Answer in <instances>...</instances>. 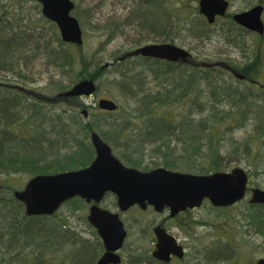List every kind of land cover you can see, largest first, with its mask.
Wrapping results in <instances>:
<instances>
[{
    "label": "trees",
    "instance_id": "trees-1",
    "mask_svg": "<svg viewBox=\"0 0 264 264\" xmlns=\"http://www.w3.org/2000/svg\"><path fill=\"white\" fill-rule=\"evenodd\" d=\"M8 1H0V117L10 121L9 126L0 128V175L11 176L19 169L33 176L84 168L95 158L91 142L93 131L99 132L114 152L121 150L118 153L120 157L115 154L124 164L140 170H149L143 167L142 156L151 146V150L158 156L156 158L163 159V166L167 168L183 167L201 174L227 169L220 161L225 157L224 145L219 139L222 135L213 131L217 124L226 119L233 126L244 121L254 125V134L239 143L235 141L238 144L234 146L235 153L242 149V154L249 155L258 149L249 139L254 135L261 136L264 132V99L253 91L252 86L258 84L264 88V83L258 82L264 71L261 44L255 53H251L250 46L240 45L250 55L248 63L243 67L222 61L247 76L250 84L243 88L227 81L221 73L212 69L200 70L159 59L129 57L126 52L114 56L109 66H97L91 70L93 57L84 54L86 22L81 13H76L84 32V43L79 46L64 42L56 24L50 21L53 28L48 38L44 30L47 22L40 12L36 24L23 22L26 0ZM184 3L185 0H133L126 5L131 6L127 22L139 21L141 27L144 25L149 34L162 37L163 42H176L181 32L200 39L211 35L212 25L202 15L190 16L185 22L188 18L178 12ZM219 19L223 22L222 35L225 38L234 37L228 41L252 35L233 20L232 13ZM181 23L182 27L176 26H181ZM119 27L116 22L115 25L106 22L97 26L103 35H107V39L114 38ZM140 44L142 40L136 42L137 46ZM37 54L38 57L46 54L49 63L56 67L61 76L65 78V73L71 72L74 73L73 78L68 83H62L52 77L48 83L51 93L28 87L26 82L33 79L29 65L38 58ZM134 59L137 62H132ZM75 68H79V72L75 73ZM107 68L113 74L112 82L121 88L126 99L135 101L132 109L123 110L120 105L118 111L108 112L95 107L86 120L79 110L86 104L77 97L66 98V101L75 102L76 106H70L71 112L66 119L57 115V123L54 122L50 137L46 138L43 131L28 139L20 133L18 128L22 127V123H28L24 121L34 120L40 115V106L46 100L55 99L81 79L94 77L98 81ZM10 75L14 81L3 82L2 78ZM181 101L190 103L189 114L181 120L175 122L160 113L159 110L165 106H174ZM121 111L126 114H121ZM177 142L181 143L182 148ZM7 188L14 190L9 185ZM70 201L84 204L79 197ZM250 206L254 213L251 211L249 220L251 224L259 222L258 231L262 233L264 212L256 214V211L264 206ZM55 217L56 214L28 216L24 204L13 194L8 199L0 197V264L23 263L22 258L15 261V256H12L14 252L21 253L23 249L30 250L33 264H96L104 251L96 230L93 232L97 241L90 243L85 238L74 237L75 232L68 230L65 223H50ZM86 224L92 228L88 221ZM62 244L67 248L58 247ZM228 248L230 246L225 244L208 249L202 258L209 264L219 262L224 259L221 256L229 254ZM63 250L65 253H62ZM149 252V249L141 248L137 254L130 253L126 264H164L155 260Z\"/></svg>",
    "mask_w": 264,
    "mask_h": 264
},
{
    "label": "rangeland",
    "instance_id": "rangeland-1",
    "mask_svg": "<svg viewBox=\"0 0 264 264\" xmlns=\"http://www.w3.org/2000/svg\"><path fill=\"white\" fill-rule=\"evenodd\" d=\"M0 1H5V3L9 2L8 0ZM26 1L27 2L24 6L25 10L22 16L24 18L23 22L31 21L36 24L39 12L42 14L41 6L35 0ZM74 1L76 7L72 14L77 17L76 13H81L86 22V27L84 29V54L89 58L93 57L91 70L95 69L97 66L111 63L116 55L135 50L138 47L136 42L139 40H142V44L139 46L147 43H160L164 41L159 35H154L152 33L149 34L148 31L144 29V25L141 27L139 21L127 22L131 6L126 7V5H129L133 0ZM175 1L177 2V0ZM228 1L231 3L230 13L240 12L260 3L264 5V0ZM178 12L188 18L185 22L195 15H200L198 0H185L184 5L181 6ZM44 21L47 22L44 24V30L47 33V37L50 38V29L51 27L53 28V26L46 18ZM106 22H111L113 25H115L116 22L120 26L116 36L112 39H107V35H103V31L97 28V26L105 24ZM211 25V35L204 39L197 38L190 33L189 35H186L181 32L180 39L174 43L184 47L192 53V59L195 63H198L197 66L201 67L200 70L203 68L207 70V68L215 66V69L212 70L221 73L223 78L227 81H232L240 88L250 84L247 79L240 81L236 78V74L233 71L228 72L217 66H223L224 62L222 61L234 63L239 67H243L248 63L250 59L249 52L248 50L243 49L240 46L241 44L250 46L251 53H255L258 45L261 44L260 46L263 50L262 59L264 62V35L261 36L252 33V35H247L243 39L237 38V41H228L234 37L231 36L225 38V36L222 35L223 22L221 19ZM176 26L182 27L183 23H181V26ZM76 51L80 54L78 49H75V52ZM38 55L39 54H37V57ZM48 60L47 55L43 54L31 62L29 70L32 68L33 79L32 81L26 82L28 87L51 93L48 88V83L52 77L54 80L62 83H68L73 78L74 73L71 72H66L65 78L64 76H61L56 67L51 65ZM132 62L137 61L134 59ZM106 66H109V64ZM79 70V68L74 69L75 73L79 72ZM261 73L262 74L258 79L260 84L264 83V71ZM240 74L243 76L245 75L241 72ZM245 77L247 76L245 75ZM112 78L113 74L111 70L107 68L106 72L97 81L99 85L98 92L93 96L83 98L82 100L86 106L81 109H88L90 112L93 111L94 108L98 106L99 100L103 97L115 99L123 106L122 109L124 108L128 111L132 109L135 106V101L130 98L126 99L121 88L116 83L112 82ZM2 79L3 82L14 81L11 75ZM252 86L253 91L264 99V88L261 87L262 85L254 84ZM39 93L42 94V92ZM192 94L195 95V93ZM189 104L190 103H187L186 101H181L174 106H165L159 111L163 115L171 117L177 122L189 114ZM73 105L76 106V103L72 101L60 100L58 102H52L46 100L45 103L40 106V115L34 118V120L24 121H28V123H22V127L18 128V130H20V133L27 139L40 133V131L45 132L46 138L50 137V131L52 127L55 126L54 122H56L57 115H62V118L66 119L71 112L70 106ZM120 113L126 114L124 111H121ZM195 118L199 117L195 116ZM9 125L10 121L3 119V127L5 128ZM233 125L234 124L231 125V121L226 119L222 120L217 124V127L213 129L214 133L216 132V134L222 135L219 139H221V142L224 145L223 156L225 157L220 161L222 162V165L226 166L229 170L235 167L246 169L250 175V187H261L264 189V132L261 136L254 135L249 139L254 143L255 147H258V149L252 151L249 155L242 154V149L235 153V141L239 143L243 139L254 134V125L248 121L236 123L235 126ZM56 126L59 127L58 125ZM176 144L182 148L181 143L177 142ZM152 148V146L149 147V150H147L144 156H142L144 163L143 167L149 169L163 166L164 162L163 159L159 160L156 158L158 156L151 150ZM188 149H192V147ZM115 153L120 157L119 154L121 153V150H119V152L115 151ZM203 156L207 159L205 155ZM168 158L171 157L168 156ZM31 177L32 174L20 169L11 176L0 175V183L5 186L4 190L0 193L1 199L12 197L13 190L11 191V189H8L7 185L12 186L14 189H22ZM249 198L250 194L235 205L226 208H215L206 201L201 207L195 209L193 213L185 214L180 218L181 222L187 224L177 227L173 226L172 223H168V227L176 233L186 246L185 259L172 264H209L204 258H202L205 255V251L218 246H225V244L230 246V248H228V253L230 255L226 253V255L221 256V258H224L223 260L213 264H256V261L259 258H264V231L262 233L258 231L259 222L255 221V223L251 224V221L249 220V215L254 213V210L251 209ZM89 206V204H80L76 201L67 202L58 210L56 217L52 219L50 223H55L56 221L59 224L65 223L68 230L75 232V234H73L74 237L85 238V241L95 243L97 241L93 232L95 229L91 225L92 228L86 224ZM102 206L109 208L112 211L119 212L116 198L111 194L107 195L102 202ZM258 209L259 210L256 211V214H258L259 211L264 212V208L259 207ZM119 213L129 231L125 245L121 250V255L123 260H125L123 264L127 263L130 253L137 254L141 252V248L149 249V253H152L156 242L152 229L157 223L165 221V212L157 213L153 209L141 210L135 206L126 212ZM5 239L7 240L8 237ZM58 247L63 249L67 248V246L63 244ZM72 251L73 249L70 250V253H72ZM62 253H65V250H63ZM12 256H15V261L19 260L18 258L24 260L23 263L16 262L18 264H33L32 254L28 249H23L21 253L14 252ZM6 257L8 258V255Z\"/></svg>",
    "mask_w": 264,
    "mask_h": 264
},
{
    "label": "water",
    "instance_id": "water-1",
    "mask_svg": "<svg viewBox=\"0 0 264 264\" xmlns=\"http://www.w3.org/2000/svg\"><path fill=\"white\" fill-rule=\"evenodd\" d=\"M36 1L42 5L43 15L57 24L64 42L83 44L80 22L72 15L75 8L73 0ZM228 8L227 0H199L200 13L207 17L209 23H213L217 15L224 16ZM263 10L264 7L258 4L234 14L233 18L250 31L264 34ZM127 55L130 57L142 55L168 61H191L190 52L173 43L145 44ZM233 72L240 78L245 77L239 72ZM96 90L95 78L83 79L50 100L91 96ZM99 107L114 111L118 104L114 100L102 98ZM82 114L85 118L88 117L87 110H83ZM1 123L0 118V126ZM91 141L96 156L89 166L64 172L38 174L32 177L23 189L16 190L14 196L24 203L26 214L29 216L52 215L65 201L76 196L85 199L87 203H92L88 220L96 228L105 249L96 264H120L122 258L119 251L128 234L120 213L103 208L99 204L107 193L116 196L121 212L135 205L144 210L152 206L157 212L169 209L171 216L200 207L206 198L214 206L226 207L246 197L249 177L247 171L241 167L207 175L181 173L163 167L141 171L123 164L99 133L93 131ZM250 202L264 204V189L252 188ZM154 233L157 238L153 251L155 258L162 262H169L172 255L183 258L184 249L175 237L168 234L160 225L154 227ZM256 264H264V258H259Z\"/></svg>",
    "mask_w": 264,
    "mask_h": 264
},
{
    "label": "flooded vegetation",
    "instance_id": "flooded-vegetation-1",
    "mask_svg": "<svg viewBox=\"0 0 264 264\" xmlns=\"http://www.w3.org/2000/svg\"><path fill=\"white\" fill-rule=\"evenodd\" d=\"M184 168L183 167H180V168H177V169H174V170H179V171H184L183 170ZM186 172H190V171H186ZM195 210H186L184 212H181L173 217L170 216V213L168 210L164 211L165 214H166V218H165V221L162 222V226L169 232V234H172L175 238H177V240L179 241V243L181 245H183V247L186 249V246L184 245V243L180 240V238L176 235V233H174V231L168 227V223H172L173 226H177V227H181L183 224H187V223H184V222H181L180 221V218L182 216H184L185 214H191L193 213ZM185 256H186V252H185ZM185 259V257L183 259H178L177 257H172L171 261L169 263H166V264H172L174 262H177V261H183Z\"/></svg>",
    "mask_w": 264,
    "mask_h": 264
}]
</instances>
